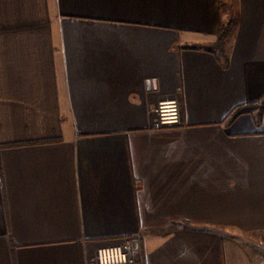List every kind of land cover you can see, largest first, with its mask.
Listing matches in <instances>:
<instances>
[{
    "label": "crops",
    "instance_id": "0c3cea01",
    "mask_svg": "<svg viewBox=\"0 0 264 264\" xmlns=\"http://www.w3.org/2000/svg\"><path fill=\"white\" fill-rule=\"evenodd\" d=\"M263 96L264 0H0V264H264Z\"/></svg>",
    "mask_w": 264,
    "mask_h": 264
},
{
    "label": "built area",
    "instance_id": "2783aa9c",
    "mask_svg": "<svg viewBox=\"0 0 264 264\" xmlns=\"http://www.w3.org/2000/svg\"><path fill=\"white\" fill-rule=\"evenodd\" d=\"M152 129L178 126L181 122L180 103L176 98L162 100L150 108ZM1 184V174H0ZM141 251L134 238H123L118 243L101 246L93 255L85 256V264H129L138 260Z\"/></svg>",
    "mask_w": 264,
    "mask_h": 264
},
{
    "label": "trees",
    "instance_id": "16d2710c",
    "mask_svg": "<svg viewBox=\"0 0 264 264\" xmlns=\"http://www.w3.org/2000/svg\"><path fill=\"white\" fill-rule=\"evenodd\" d=\"M235 26V21L231 19L227 23H223L219 26L216 40L213 44V49H215L220 54V60L226 64L227 56L225 54L224 44L228 36L232 33ZM259 109L260 111L264 110V96L257 103H247L242 106H238L231 112V116H235L241 112ZM256 122H259V117H257Z\"/></svg>",
    "mask_w": 264,
    "mask_h": 264
},
{
    "label": "rangeland",
    "instance_id": "374dc122",
    "mask_svg": "<svg viewBox=\"0 0 264 264\" xmlns=\"http://www.w3.org/2000/svg\"><path fill=\"white\" fill-rule=\"evenodd\" d=\"M253 237H254V236H253ZM255 238L257 239V240L255 241L256 244H257V246L260 247V248H259L260 253H263V254H264V252L261 251V250H264V234H259V235L255 236ZM261 255H262V254H261Z\"/></svg>",
    "mask_w": 264,
    "mask_h": 264
}]
</instances>
